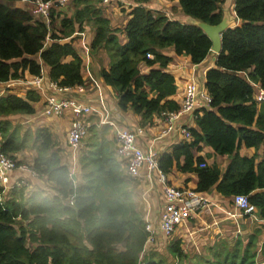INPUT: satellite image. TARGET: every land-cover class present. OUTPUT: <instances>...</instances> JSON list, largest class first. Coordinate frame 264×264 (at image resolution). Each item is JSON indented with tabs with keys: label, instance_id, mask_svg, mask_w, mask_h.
<instances>
[{
	"label": "trees",
	"instance_id": "1",
	"mask_svg": "<svg viewBox=\"0 0 264 264\" xmlns=\"http://www.w3.org/2000/svg\"><path fill=\"white\" fill-rule=\"evenodd\" d=\"M136 1L123 26L124 42L117 35L121 29L113 28L102 14L101 0H70L69 16L66 3L52 7L50 28L43 20H33L27 10L0 1V82L21 78L25 71L39 76L43 63L59 86L82 85L81 57L66 39L90 25V48H103L109 57L108 68L100 73L116 89L120 109L137 114L141 127L151 124L155 114L177 111L180 104L172 98L176 84L166 70L171 57L161 50L172 47L197 64L210 53L212 42L197 25L149 9L147 0ZM224 2L178 0L185 15L209 24L220 22ZM233 9L240 23L222 32L221 51L205 72L210 106L193 111L190 140L158 153L157 162L166 174L173 168L194 173L195 191L214 187L223 196L246 195L264 220V102L253 98V83L264 87V0H233ZM140 65L148 71L141 72ZM39 99L32 90L24 97L0 95V150L16 158V152L33 148L29 167L46 177L53 191L45 195L41 189L21 186L3 195L0 187V264H168L158 255L156 242L144 248L146 222L112 141L88 126L79 157L81 181L75 183L48 127L31 130L11 124L8 116L34 113ZM202 145L227 156L225 170L196 154ZM241 146L254 153L241 155ZM247 237L235 236L232 244L221 239L209 247L208 256L187 254L176 239L167 243V250L173 264H261L264 242L258 245L255 232Z\"/></svg>",
	"mask_w": 264,
	"mask_h": 264
},
{
	"label": "crops",
	"instance_id": "2",
	"mask_svg": "<svg viewBox=\"0 0 264 264\" xmlns=\"http://www.w3.org/2000/svg\"><path fill=\"white\" fill-rule=\"evenodd\" d=\"M116 1L117 3H122L124 5L121 6L120 9L127 8L125 9V12L120 11L116 5L113 6V0H111L109 3L102 4V14L110 19V24L113 28L121 29L117 35L120 42H124L125 35L123 26L127 22L128 18H130V11L136 5L137 1ZM144 4L149 9L163 12L171 19L195 24V19L188 17L182 12L178 0H147ZM13 6L28 10V5L20 0H16ZM221 7L222 15L227 13L229 16V27L240 23V19L236 17L233 9V0L229 3L224 2ZM71 13L72 9H70L67 16L71 15ZM118 14L121 24L114 27V24H112V18L116 17L117 19ZM93 35L94 29L92 26L88 25L82 32H76L72 38L66 39L68 42H71L81 57L83 90L79 91L77 88L73 87L66 92H56L55 94L65 98L75 99L85 105H90L93 110L86 114L83 119H85L89 126L94 127L98 133L104 135L106 139L112 141L115 151V130L122 127L136 128L141 126L139 124L140 118L132 110H122L118 107L116 89L107 85L100 73L102 69L108 68L109 57L103 48L91 50L90 42ZM161 52L171 57L166 70L174 77L176 92L172 95V98H174L178 103L181 101L186 84L191 80H194L200 86H204L205 72L208 68L214 66L216 56L215 53L210 52L203 61L193 64L188 56L175 54L172 47H166L162 49ZM69 59L70 57H66L65 61H68ZM148 69V67L140 65L141 72L146 73ZM48 73L49 67L42 63L41 76L44 83H47V81L50 80ZM32 77L34 76L25 71L21 78L9 80L8 82H0L1 88H4L0 90V95L5 94V89L6 93H14L21 97H24L28 90L35 91L30 88L28 83ZM26 83L27 88H24L22 93H18L10 89H20L22 85H25ZM45 87L47 92H51L47 86ZM43 108L44 99L40 94L39 101L34 103V113L15 114L10 115L7 118H25L30 120V123H36L38 125L37 127H48L53 140L56 143V147L59 148L61 162L69 168L71 174H74V182L80 183L82 172L80 170L79 157L85 149L84 144L87 136L82 139L83 141H81L80 145H78L75 149L71 148L67 144L66 139L71 119L70 111H64L58 116H46L43 114ZM43 115L48 118H44ZM180 126L187 128L195 127L193 114L185 113L179 115V117L175 120V128L169 134L164 136H162L161 133L166 128L165 117L155 114L153 115L152 123L143 127L144 133L141 134L139 143L144 149L151 143H154V147L158 153L170 151L173 145L178 144L184 139V136L177 129ZM23 127V129L29 128L25 126ZM35 128L31 130H34ZM35 153L36 152L33 148L27 147L16 152L15 157L17 160H22L24 165H29L31 164ZM239 153L241 155L251 156L254 153V149L241 146ZM258 153L260 154V151H258ZM196 154L202 156L207 164H211L213 162L217 163L222 171L225 170L228 163L227 156L215 154L212 148L206 145H202L200 151ZM23 158L26 161H24ZM123 171L126 172L124 166ZM18 178L26 180L25 187L27 191L41 189L44 191L45 195L52 194L53 192L52 183L47 181L46 177L32 176L26 170L16 169L12 172L10 180L14 182ZM130 178V188L133 200L142 218L152 227L154 241L158 244L159 248L162 247V245H166V243L170 240L176 239L180 241L182 250L187 254L205 255L211 245L220 239H223V237L226 238V235L240 232H243L244 234L247 233V236L255 232L257 235L258 245H261L264 242V220L259 217L258 211L255 210L254 217L237 215L232 206V197L219 194L214 187L202 193L207 197L209 203L193 210L185 218V220L176 226L174 232L169 238L164 237L160 230V215L164 206L162 185L156 180L149 182L144 176ZM166 178L168 184L192 189H194L197 180L194 173L180 172L176 168H173L170 172H168L166 174ZM4 192L7 194L6 190ZM229 213L236 214L237 216L232 217ZM257 257L262 259V255L260 253H258Z\"/></svg>",
	"mask_w": 264,
	"mask_h": 264
},
{
	"label": "built area",
	"instance_id": "3",
	"mask_svg": "<svg viewBox=\"0 0 264 264\" xmlns=\"http://www.w3.org/2000/svg\"><path fill=\"white\" fill-rule=\"evenodd\" d=\"M28 5V12L32 15L33 20H43L47 26H51V8L59 7L66 3L67 0H20ZM111 0H101V4L109 3ZM26 10V9H24ZM48 40V39H47ZM148 57H152L147 53ZM30 88L38 91L44 99L43 114L46 116H58L64 111L69 110L71 119L66 134L67 144L75 149L80 145L83 138L88 135V123L84 121L85 114L90 113L93 109L90 105H85L75 99L58 96L56 92H66L69 87H61L55 81L48 80L44 83L41 74L34 76L28 81ZM51 90L47 92L46 87ZM253 98L257 103L264 102V87L253 83ZM79 91L83 90L82 85L75 86ZM210 96L204 86H200L194 80L188 82L184 88L183 96L180 101V107L177 111L166 114V128L161 133L162 136L169 134L175 128V120L179 115L192 113L199 108H208L210 106ZM184 136L185 141L190 140L189 128L180 126L177 128ZM144 128L122 127L115 130V155L122 162L129 177L138 178L144 176L146 180L152 182L156 180L162 185L164 206L160 215V230L164 237L169 238L174 232L176 226L185 220V218L196 208L205 206L209 200L202 192L187 187H177L167 183L166 173L158 167V151L151 143L145 149L139 143ZM17 159L4 154L0 150V187L3 192L13 187L26 185V180L18 178L14 182L10 180L12 172L16 169L26 170L32 176H38L29 165H17ZM204 164H201L203 166ZM232 206L239 216H253L255 207L252 205L246 195L238 194L232 196ZM236 214H230L235 217ZM146 222V221H145ZM146 231L148 232L147 243L155 242L152 227L146 222ZM264 264V261L261 262Z\"/></svg>",
	"mask_w": 264,
	"mask_h": 264
},
{
	"label": "rangeland",
	"instance_id": "4",
	"mask_svg": "<svg viewBox=\"0 0 264 264\" xmlns=\"http://www.w3.org/2000/svg\"><path fill=\"white\" fill-rule=\"evenodd\" d=\"M0 1L6 3L10 7H13V5H14V3H15L16 0H14V1H10V0H0ZM230 1L231 0H225L226 3H229ZM112 3H113V6L116 5V7H118L119 9H120L121 6H124L122 3H117L116 0H113ZM66 4L67 5L64 7V11H65L66 14H69L70 9H72V5L70 3V0L67 1ZM101 7H102V4H101ZM125 9H127V8H122V9H120V11L125 12ZM112 20H113L112 24H114V27L117 26L118 24H121V20L119 19V14L117 16V19H116V17H114V18H112ZM86 27L87 26H85V29H86ZM24 88H27V83L25 85H22V87L20 89H18V88H16V90H15V88H10V89H12L13 91H16L18 93H22L23 90H24ZM2 89H4V88H1V86H0V90H2ZM5 93H6V89H5ZM43 117L44 118H48V117H45L44 115H43ZM10 121H11V124H13V126L20 125L22 129L24 128L23 126L29 127L30 129H33V128H35V127L38 126L34 122L33 123H30V120L25 119V118L10 119ZM23 160L26 161L24 158H23ZM25 165L27 166V164H25ZM4 194H5V192H3V195ZM235 236H241L244 240L246 238H248L247 237V233L244 234L243 232L242 233L240 232V233H233V234L226 235L225 236L226 238L223 237V240L225 242L229 243V244H232L233 240H235L234 239ZM152 243H154V242H152ZM152 243L151 242H149V243L146 242L145 245H144V248H147V247H150L151 248L152 246L150 244H152ZM167 243H166V245H162V247H160V249L158 250V252H159L158 255L162 256L168 264H173L175 262V259L168 252V250H167ZM229 246H231V245H229ZM208 254H209V250H208V252L205 253V255L208 256Z\"/></svg>",
	"mask_w": 264,
	"mask_h": 264
},
{
	"label": "water",
	"instance_id": "5",
	"mask_svg": "<svg viewBox=\"0 0 264 264\" xmlns=\"http://www.w3.org/2000/svg\"><path fill=\"white\" fill-rule=\"evenodd\" d=\"M228 18H229L228 14L224 13L222 15L220 22L217 24H209L199 20L195 21V25L200 27L210 38L212 42L210 48L211 53H215L217 55L221 51V35L223 31L229 28ZM70 177L74 178V174H70Z\"/></svg>",
	"mask_w": 264,
	"mask_h": 264
}]
</instances>
